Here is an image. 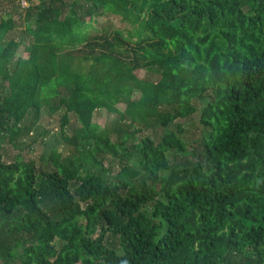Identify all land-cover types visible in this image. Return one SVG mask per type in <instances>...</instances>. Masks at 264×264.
Masks as SVG:
<instances>
[{"label": "trees", "instance_id": "trees-1", "mask_svg": "<svg viewBox=\"0 0 264 264\" xmlns=\"http://www.w3.org/2000/svg\"><path fill=\"white\" fill-rule=\"evenodd\" d=\"M38 1L0 22V264H264V0ZM45 106L76 114L73 153L7 162L2 142ZM150 118L163 133L138 138L141 177L127 142ZM172 149L195 163L172 169ZM116 157L126 174L84 166Z\"/></svg>", "mask_w": 264, "mask_h": 264}, {"label": "rangeland", "instance_id": "rangeland-1", "mask_svg": "<svg viewBox=\"0 0 264 264\" xmlns=\"http://www.w3.org/2000/svg\"><path fill=\"white\" fill-rule=\"evenodd\" d=\"M25 2V3H24ZM21 2V0H2L0 1V22L3 19H8V12L9 9L15 8V11L22 10L20 8L23 6L24 8H27L28 5H40L38 0H25ZM41 6V5H40ZM11 8V9H12ZM16 8L18 10H16ZM26 10V9H24ZM25 13L22 12V18L19 20H22L23 24L16 27L15 30L11 31L8 34V39L13 38H20L23 33L25 32V26H26V20L24 19ZM19 18V17H17ZM114 26L116 27H129L132 28V26L128 23H121L119 18L113 17L112 18ZM97 25L92 24L91 29H97ZM24 50V46H21L18 51V55L22 54ZM140 78L149 79V80H156L159 77V73L156 67H145L143 68L139 73ZM66 113V118L68 119V122L66 125H64V115ZM115 119V115L109 114L105 109L98 108L95 110L93 114V122L96 124L101 125L100 129H103L104 126H112L113 120ZM185 121V126L189 128V130L186 132V137L188 140V150L189 152L196 146L195 141L200 137L201 135V127L199 124V115L194 114L187 118ZM79 121L77 119V116L74 112H68L66 108H62L59 111H52L49 109L48 106H45L42 110L41 118L35 127L33 132H30L28 135L24 136L23 138L19 139L20 142L18 145L14 146L11 142H9L8 137L5 141L2 142V152L6 156L7 162L14 161V155L17 153H21L22 157L25 159L30 158H38L41 154L47 155L48 152L52 147L57 148L59 151L63 153L64 157H69L73 153V147L69 143H66L63 135L65 132L68 134H73L75 130L79 128ZM138 124H135L134 127H136ZM124 128H129L132 130V126L129 125L128 120L125 121L124 125H121ZM139 126V125H138ZM65 129V132L63 131V128ZM141 132L136 133L134 139H130L127 144L134 145L133 154H135L134 160L136 163H128V165L135 167L140 170V176H144V167L143 163H140L142 161L140 154L136 155L138 151V147L136 146L138 138L142 137L143 135H150L155 141H157L162 133L163 129L160 127L159 123L153 119L150 118L147 121H144L142 126L140 125ZM137 137V138H136ZM35 138V140H34ZM116 140V136L114 137ZM129 155H126V157L123 159L126 160ZM167 161L169 163V166L174 169H181L189 164H194L196 159L193 154H181L178 150L172 149L167 151L166 153ZM109 166L105 167L100 163H94L91 160H87L86 163H84V166L86 170L90 172H96L101 173L102 175L109 173L110 175L117 176L119 172L124 171V174L127 173L126 168H124V164L120 161L118 157H116L113 161H111ZM79 164V163H78ZM136 164V165H135ZM114 176V177H115ZM140 176L136 177L137 179L140 178ZM135 178V180H136Z\"/></svg>", "mask_w": 264, "mask_h": 264}]
</instances>
